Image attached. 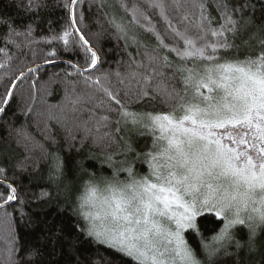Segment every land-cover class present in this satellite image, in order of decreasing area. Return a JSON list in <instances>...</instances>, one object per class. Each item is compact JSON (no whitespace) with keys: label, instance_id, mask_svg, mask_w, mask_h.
<instances>
[{"label":"snow or ice","instance_id":"snow-or-ice-1","mask_svg":"<svg viewBox=\"0 0 264 264\" xmlns=\"http://www.w3.org/2000/svg\"><path fill=\"white\" fill-rule=\"evenodd\" d=\"M84 2L63 0L65 23L45 41L62 43L65 53L83 52V64L59 61L66 65L64 98L46 115L35 106L45 88L32 74L41 65L28 67L21 59L13 67L20 57L8 48L30 49L33 60L41 58L34 28L17 30L10 18H0L7 27L6 46L0 47V80L7 78L0 113L15 99L18 82L31 76L21 112L34 114L38 128L45 117L40 131L59 145L49 131L54 121L69 154L45 151L27 134L16 141L28 153L16 165L20 173L39 168L32 153H42L45 184L36 199L75 218L67 233L63 224L42 221L45 243L56 253L87 237L128 264H221L217 257L222 250L229 255L230 244L253 251L258 232L264 233V21L247 14L250 0H215L218 19L207 0H131L130 6L129 0H87L105 18L95 32L85 30V13L77 12ZM45 6L46 0L18 4L25 12ZM113 35L123 41L127 59L118 60L116 70L98 71L108 54L100 42ZM132 47L135 54L128 51ZM59 55L56 49L44 53V64L55 65ZM133 134L145 139L143 148L133 147ZM89 145L98 151L85 159L106 164L110 175L75 159ZM138 163L147 171H137ZM0 175V227L8 235L2 264H33L38 250L17 258L24 248L16 247L13 224L16 214L31 221L23 210L28 201L16 174L9 181L0 167ZM205 222L213 227L206 230ZM237 226L247 229L243 244ZM73 264L84 262L77 255Z\"/></svg>","mask_w":264,"mask_h":264},{"label":"trees","instance_id":"trees-1","mask_svg":"<svg viewBox=\"0 0 264 264\" xmlns=\"http://www.w3.org/2000/svg\"><path fill=\"white\" fill-rule=\"evenodd\" d=\"M26 2L27 0H25ZM207 2L210 6L209 11L218 19V13L214 7H211L215 0H207ZM18 4L19 0H0V18H10L11 21L15 22L17 30H23L25 26L32 24L34 28L32 39L38 42L34 46V49L41 58L33 60L32 50L30 49H20L18 52L14 47L8 46L11 54L20 57V59L13 61L12 66H18L21 59L28 61V67H33L36 64L41 65L40 71L33 73L32 76L37 78L38 88L41 85L45 88L44 91L38 93L35 106L46 115L49 106H52L53 110H56L64 98V85L61 81L63 79L62 69H66V65L59 61L71 59L73 63L80 62L83 64V52L81 51L79 55L76 52L65 53L62 43H45L53 35L58 34L65 23L66 10L63 8V0H46V6L36 12H25L23 8L18 7ZM130 4L131 0H129V6ZM81 10L85 13L84 25L87 26L86 31L90 30L95 32L99 24L104 23L105 18L103 14L98 12L96 7L89 8L87 0L83 4L77 5V12L79 13ZM120 14L123 15V13ZM247 14L254 16L257 22L264 21V0H250V7L247 9ZM153 22L157 24L158 30L163 34V23L155 17L153 18ZM105 27H107L106 24ZM6 34L7 27L0 26V47L6 46V40L4 39ZM145 39L152 44L155 43L154 37L149 38L146 36ZM100 44L104 52L108 54L104 57L106 62L102 63L98 71L109 68L116 70V62L122 58L127 59L121 51L123 41H117L114 35L112 38L106 36ZM52 49H56L60 54L57 57V63L55 65L44 64L43 54ZM128 51L135 54L136 49L132 47ZM67 70L70 71V69ZM123 70V66H121V71ZM2 72L3 70L0 69V73ZM54 73H61V75L56 77L53 76ZM6 80L7 78L0 80V95L5 91ZM30 80L31 76L27 80L18 82L19 87L16 89L15 99L7 106L5 113H0V167L6 169V175L9 181L16 174L15 178L18 182L20 195L28 201L27 206L23 210L31 217V221H29L28 219L21 220L18 214L14 216L13 224L17 236L16 247L23 246L24 248V251L20 252L17 258L23 257L24 259H28V253L30 251L38 250V255L32 258L33 264H73V260L77 255L84 264H95L97 261L99 264H109V260L110 264H128L120 256L106 250L103 246H97L87 237L81 236L80 240L75 242L74 249L65 245L62 250L57 249L56 253H53L50 244L45 243L44 236L47 233L45 223H42V221L47 224H52L55 221L56 226L63 224L65 233H67L71 224L75 222V218L71 216L70 210L58 215L54 202H50L51 207H49L36 199L45 184V180L42 177L46 175L45 162L40 159L42 153L39 148L32 153V159L39 161V168L33 171L30 167L27 172L23 173H20L16 168L18 161L23 160L28 155L25 149L16 143L18 139H23L24 134L30 136L37 144L42 145L45 151L59 150L62 156L69 155L65 150V145L59 134V127L54 121L49 122V131L60 141L59 145H52L49 141L45 140L43 133L40 131L44 127L43 120L45 117H41L38 128L34 114L28 117L22 114V101L25 96V91L29 89ZM131 142L133 147H137L138 150L143 148L146 143L144 138L136 136L135 134L131 136ZM96 151L98 149L89 145L83 150V155L75 156V159L81 160L83 165L89 168V170H95L98 174L104 173L110 175L111 170L108 169L106 164H101L99 160L85 159V156L90 155V152ZM71 155L74 156V153ZM135 167L137 171H142L146 166L138 163ZM3 179L4 176L0 175V180ZM0 191H3L2 187H0ZM13 207L20 209V205L16 203H13ZM9 211H12V209L9 208ZM212 227V223L205 222L204 228L206 230H210ZM207 235H211V232L208 231ZM247 238V229L237 226L236 239L240 240L243 244ZM6 239H8L7 232L0 227V253L7 247ZM227 252L229 255H225L222 250L217 257L221 264H234L238 258L242 264H264V233L258 232L256 247L253 251H249L246 247H241L237 250L235 244H230L227 246ZM2 261L3 256L0 255V264H2Z\"/></svg>","mask_w":264,"mask_h":264},{"label":"rangeland","instance_id":"rangeland-1","mask_svg":"<svg viewBox=\"0 0 264 264\" xmlns=\"http://www.w3.org/2000/svg\"><path fill=\"white\" fill-rule=\"evenodd\" d=\"M145 166H146V165H145ZM145 171H147V166L144 168V170L139 171V172H145ZM123 175H124V174H122V178H123Z\"/></svg>","mask_w":264,"mask_h":264}]
</instances>
